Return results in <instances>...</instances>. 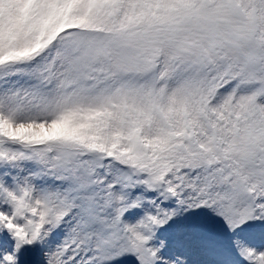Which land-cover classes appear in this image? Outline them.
Instances as JSON below:
<instances>
[{
  "label": "snow or ice",
  "instance_id": "obj_1",
  "mask_svg": "<svg viewBox=\"0 0 264 264\" xmlns=\"http://www.w3.org/2000/svg\"><path fill=\"white\" fill-rule=\"evenodd\" d=\"M0 264H264V0H0Z\"/></svg>",
  "mask_w": 264,
  "mask_h": 264
}]
</instances>
